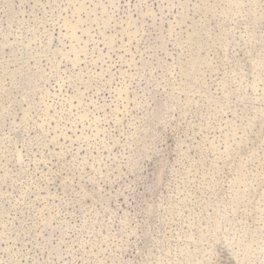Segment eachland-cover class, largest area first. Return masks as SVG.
Instances as JSON below:
<instances>
[{
    "label": "rangeland",
    "instance_id": "obj_1",
    "mask_svg": "<svg viewBox=\"0 0 264 264\" xmlns=\"http://www.w3.org/2000/svg\"><path fill=\"white\" fill-rule=\"evenodd\" d=\"M0 264H264V0H0Z\"/></svg>",
    "mask_w": 264,
    "mask_h": 264
}]
</instances>
